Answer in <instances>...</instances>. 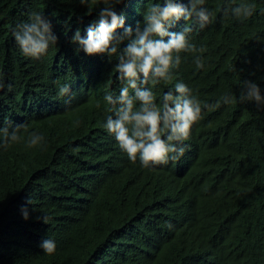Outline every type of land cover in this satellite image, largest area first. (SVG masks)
Here are the masks:
<instances>
[{
  "label": "trees",
  "instance_id": "1",
  "mask_svg": "<svg viewBox=\"0 0 264 264\" xmlns=\"http://www.w3.org/2000/svg\"><path fill=\"white\" fill-rule=\"evenodd\" d=\"M254 2L256 13L240 21L223 16L224 0H207L215 15L192 35L205 49V67L196 69L192 54L182 53L187 59L173 81L152 87L162 93L183 80L214 103L229 90L239 96L235 67L241 81L258 83L264 94V0ZM146 3L118 6L126 26L142 23L138 10ZM33 11L51 19L58 37L39 60L25 57L12 35ZM95 18L79 0H0V124H24L46 141L43 148H0V264H264V108L236 102L204 110L185 155L167 171H145L101 127L103 97L121 86L116 61L77 52L71 43ZM64 82L73 90L67 110L57 96ZM136 173L148 189L134 186ZM175 177L183 181L177 188L188 189L155 202L157 188ZM28 195L25 221L20 208ZM147 212L160 224L156 233L135 218ZM47 235L56 241L52 254L40 248Z\"/></svg>",
  "mask_w": 264,
  "mask_h": 264
},
{
  "label": "clouds",
  "instance_id": "2",
  "mask_svg": "<svg viewBox=\"0 0 264 264\" xmlns=\"http://www.w3.org/2000/svg\"><path fill=\"white\" fill-rule=\"evenodd\" d=\"M124 2L99 0L92 9L90 0H79V4L88 9L89 15L96 11V18L84 34L76 29L71 43L76 46L77 52L82 51L88 56H106L110 63L116 61L113 68L121 86L118 93L107 91L103 97L105 109L101 127L114 137L131 161L138 160L145 167L142 169L149 170L147 172L167 171L170 161L178 162L185 155L188 146L184 142L189 139L193 125L202 119L204 110L236 102L264 108V94L259 84L251 80L241 81L235 67L233 71L241 85L238 97L229 90L214 103H209L201 100L183 80H176L170 89L158 93L152 86L167 85L173 81L174 70L179 69L187 59L182 53L192 54L196 69L205 67V49L193 43L192 35L196 30L204 29L215 13L206 6L207 0H187V3L185 0H147L146 7L138 10L143 21H138L133 28L126 26L125 16L117 11ZM221 11L226 18L243 21L252 17L257 8L254 0H224ZM181 21L186 23L178 31H172L174 25ZM12 35L20 52L35 60L41 59L52 46L58 44L51 19L41 11L30 12L26 20L15 24ZM4 87L0 79V90ZM57 96L64 98L65 108L69 109L73 96L72 83L59 84ZM14 103L12 101V106ZM18 143L32 149L43 148L46 141L42 133L28 131L24 124H0V148L7 149ZM133 176L134 186L140 189L151 186L137 173ZM178 181L183 182L181 177L170 178L157 188L155 202H167L176 192L188 189L185 185L177 188ZM194 202H187V207H193ZM28 205H32L29 195L20 208L25 221L30 219ZM135 218L151 223L148 233L160 230L158 220L150 212ZM42 220L48 224L50 217L43 215ZM56 246L55 239L48 235L40 243V248L47 254L54 253Z\"/></svg>",
  "mask_w": 264,
  "mask_h": 264
},
{
  "label": "bare ground",
  "instance_id": "3",
  "mask_svg": "<svg viewBox=\"0 0 264 264\" xmlns=\"http://www.w3.org/2000/svg\"><path fill=\"white\" fill-rule=\"evenodd\" d=\"M215 206V205H214Z\"/></svg>",
  "mask_w": 264,
  "mask_h": 264
}]
</instances>
